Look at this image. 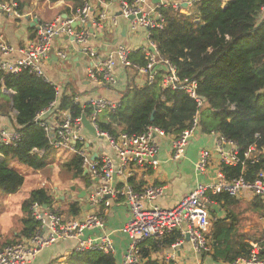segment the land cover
I'll return each mask as SVG.
<instances>
[{"label": "built area", "instance_id": "2783aa9c", "mask_svg": "<svg viewBox=\"0 0 264 264\" xmlns=\"http://www.w3.org/2000/svg\"><path fill=\"white\" fill-rule=\"evenodd\" d=\"M118 1L122 15L131 21L132 29L136 31L142 27L147 30V43L140 49H131L121 44L107 55H100L90 45V32L92 31H90L89 24L100 30L110 16L106 10H103L96 18H93V7L90 2L85 1L77 9L74 17L70 19L58 17L40 24L36 38L24 46L18 47L10 44L0 31V71L17 74L28 70L50 82L44 67L53 49L54 40L59 36L70 38L77 50H81L90 57L86 74L92 81L103 86L114 87L118 84L116 75L118 67L124 69L133 67L140 73H144L148 84L153 83L158 74L163 71L162 84L165 88L186 93L198 105V112L190 127L180 136H173L171 159L178 161L184 157L190 139L201 128L199 113L205 102L199 95L197 80L181 79L178 76L177 67L162 57L156 42L151 39L150 35L152 30L162 29L165 26L166 20L161 8L170 7L174 11L187 13L190 8L202 0H160L157 3L152 0H135L132 4L125 0ZM4 15L8 17L20 15L19 4L16 0H0V27ZM131 16L134 18L130 19ZM263 19L264 6L259 17V20ZM111 20L117 24V20ZM76 22L81 28L74 26ZM136 51H141L145 56L146 65L144 67L131 61L130 56ZM57 54L61 59L67 57V52L64 50L58 51ZM55 87L57 89L56 100L47 109L37 114L35 122L44 130L53 153L64 151L81 158L84 175L94 183L91 190L87 192V198L96 208L82 218L67 219L62 212L52 206L49 207L39 202L33 203L31 213L39 222L37 230L30 237L1 248L0 264H31L42 250L61 239L76 240L77 245L74 250L89 249L113 253L115 249L113 240L105 231L107 211L104 208L107 209L112 205L111 198L119 196L125 199L131 215L122 229L129 237V245L121 264H148V261L142 257L141 244L149 238L161 240L173 232L181 234L174 247L183 244L188 235L197 254H210L213 249L210 236L213 223L211 208L215 203L212 197L217 194L227 193L238 198L244 191H249L254 197L260 198L264 206V161L261 162L257 177L253 182L247 181L244 176L228 180L223 170H219L216 181L198 182L192 191L181 198L174 207L159 206L156 201L165 194L164 186L151 183L149 186L136 189L135 185L131 184V179L136 178L138 173H145L151 169L156 170L160 166L158 138L167 137L166 131L158 126H148L141 133L121 132L113 136L104 132L99 128L98 116L104 111L116 109L120 103L104 97H92L84 104L93 109V115L88 119L97 131L95 136L106 141L115 153L116 158H114L91 143L86 134L87 129L83 124L82 116L72 117L68 111L59 109L63 92L57 86ZM75 101H80L79 96L75 98ZM56 113L61 115L53 122L52 116ZM20 139L21 133L17 129L0 127V146L16 145ZM226 145H230L229 150L225 149ZM217 150L222 166L241 164L245 168L247 159H251L253 163L260 161V154L255 146L248 148L243 158L238 146L220 135H218ZM94 153L97 154L95 160H93ZM211 158L210 150L200 151L195 163L197 175H203L207 171ZM101 205L104 208H99ZM262 220L264 221V216ZM91 228L100 230V235L85 237V231ZM249 245V256L239 258L235 263L264 264V236L259 240L249 241ZM174 259L173 254L167 257L168 261Z\"/></svg>", "mask_w": 264, "mask_h": 264}, {"label": "trees", "instance_id": "16d2710c", "mask_svg": "<svg viewBox=\"0 0 264 264\" xmlns=\"http://www.w3.org/2000/svg\"><path fill=\"white\" fill-rule=\"evenodd\" d=\"M70 1L76 8L85 3V0ZM125 1L132 4L135 0ZM263 6L264 0H202L187 13L174 11L170 7L161 8L165 26L152 30L150 35L162 57L177 67L181 79L197 80L199 95L205 102L199 113L202 131L216 133L234 142L243 158L244 152L251 146L258 149L260 161L257 163L247 159L245 168L241 164L222 166L228 180L244 176L247 181L253 182L264 161V19L259 20ZM130 59L140 67L146 65L141 51L132 53ZM162 79L163 71L151 84H129L120 106L102 113L98 121L99 128L117 136L121 132L141 133L148 126H158L168 135L180 136L190 127L198 112V105L186 93L165 88ZM4 85L14 94L3 92ZM79 94L74 89L64 92L59 109L68 111L72 117L83 114L92 117L91 107L75 101ZM56 98L55 85L28 70L17 74L0 71V105L4 101L6 108L16 110L15 129L21 133L16 145L0 146V152L4 155L0 162V189L4 193L14 194L25 183L24 174L13 168L11 161L33 170H43L54 158L53 149L44 130L36 124L35 117ZM61 171L72 173V178L83 179L86 186L89 184L78 156L62 163ZM131 184H135L134 179H131ZM212 198L228 214L218 216L212 223L211 257L215 261L228 263L247 258L250 253L249 238H246V233L238 231V216L231 209L237 205L236 199L227 193ZM35 202L51 207V191L46 187L31 190L22 204L24 216L20 236L30 237L38 228L39 222L31 213V206ZM262 205L257 200L255 207L261 210ZM69 206L70 215L79 214V201H73ZM166 237L157 243L171 246L181 234L173 232ZM4 246L0 245V249ZM141 253L142 257L148 256L147 249L143 247ZM48 264L118 262L112 252L84 249L73 250L63 262L58 257ZM148 264L176 263L174 260L149 258Z\"/></svg>", "mask_w": 264, "mask_h": 264}, {"label": "crops", "instance_id": "0c3cea01", "mask_svg": "<svg viewBox=\"0 0 264 264\" xmlns=\"http://www.w3.org/2000/svg\"><path fill=\"white\" fill-rule=\"evenodd\" d=\"M85 1L90 2L93 7V18H96L103 10H106L110 16V19L105 22L102 29L98 30L94 26L93 31L90 29V31L93 32H90V45L95 48L100 55H107L121 44L131 49H140L147 43V30L142 27L136 31L132 29L131 21L122 15L121 5L118 0L105 2L100 0ZM17 3L19 4L20 15L9 17L4 15L0 31L5 35L6 40L10 44L18 47L24 46L25 44H28L29 41L36 38L40 24L55 20L58 17L70 19L74 17L79 8L74 7L73 2L70 0H60L57 2H51L49 0H17ZM111 19L117 20V24H114ZM77 27L81 28L80 25H77ZM61 50L67 52V57L65 59H61L57 54L58 51ZM89 62L90 57L81 50H77L70 38L67 36H59L54 40L53 49L50 57L45 62L44 69L49 81L61 89L63 93L71 89L79 92L80 94L78 96L80 102L83 104H86L92 97H104L111 101H119L121 104L122 95L129 84H136L137 86L147 84V77L144 73H140L133 67L125 69L118 67L116 69L118 84L114 87L103 86L92 81L87 76L86 67ZM2 90L10 95L14 94L13 91L7 90L5 85ZM2 103L3 105H0V127L14 130L16 110L11 108L8 109L6 108L5 102L2 101ZM60 115L61 114L59 113L53 115V122H55ZM87 133L93 135L88 130L86 131V134ZM88 138L91 143L99 147L100 150H103L116 158L115 153L107 145L105 140L96 136V139L90 136H88ZM217 140L218 134L203 132L202 128H200L190 139L184 157L178 161H173L171 159L173 135L158 138V157L160 159V166L156 170L151 169L145 173H138L136 178H134L136 189H141L143 186H149L151 183L164 186L165 194L160 197L156 203L165 208L174 207L181 198L185 197L192 191L198 182L211 183L217 180V172L222 170L220 155L217 150ZM202 149L210 150L212 152V158L207 171L199 176L195 171V163ZM225 149L229 150L230 145H226ZM3 159L4 155L0 153V162ZM86 182L89 183L87 186L83 180L85 187H79L76 190L78 198L75 201H79L81 207L79 214L67 217L82 218L96 208L91 205L87 198V192L91 190L94 183L91 182L90 178H88ZM73 187L75 186H72L71 189L72 191H75L76 187L74 189ZM33 189H25V187H23L14 194H3L1 196L0 245L6 246L10 244L9 242L12 243L14 240L22 241L27 238L26 236H20V232L23 229L22 219L24 216L22 204ZM82 191H85L86 193L83 198L80 197ZM55 196V194H52V207H62V200L65 197L59 194L57 195L58 197ZM71 197H74L72 193L68 196V199L70 200ZM234 199H236L237 205H244V208H248V211L257 210L255 207L257 200L259 202L261 201L263 204V201L260 198L254 197L249 191H244L240 197H234ZM111 203L112 205L107 209L102 205L99 208H104V210L107 211L105 213V231L110 234L113 240L115 246L113 253L118 264H121L129 245V237L122 229L130 219L131 215L129 207L122 196L111 198ZM220 209L219 204L215 201L212 205L211 212L216 210L217 217H224L225 212ZM261 210L262 214L259 218L262 222L263 228V205ZM62 214L64 215L63 212ZM85 234V237L89 235L99 236L100 230L91 228L86 230ZM263 236L264 233H262L260 238ZM166 238L167 237H164L161 240H155L153 238L146 239L144 243L141 244V247L147 249L148 256L143 258L147 261L149 258L159 260L164 259L168 261L167 257L170 254H173L175 256L174 262L176 264H236L215 261L210 254H197L194 251L192 243L187 239L183 241V244L177 247H174V244L171 246H160L157 243V241H163ZM257 238L258 237L253 239ZM249 241H252L251 238L248 242ZM76 245V240L61 239L52 246L42 250L31 264H48L50 261L58 257L60 258V261H63L67 254L75 249Z\"/></svg>", "mask_w": 264, "mask_h": 264}, {"label": "rangeland", "instance_id": "374dc122", "mask_svg": "<svg viewBox=\"0 0 264 264\" xmlns=\"http://www.w3.org/2000/svg\"><path fill=\"white\" fill-rule=\"evenodd\" d=\"M103 114L99 115V118ZM88 134V133H87ZM88 136L95 138L94 135L88 134ZM96 139V138H95ZM100 140V139H97ZM102 140H104L102 138ZM55 158L52 159L49 165L43 170H33L27 166L20 164L17 161H11V166L15 168L17 171H20L25 176V183L21 187H25V189H33L39 187H46L48 188L52 194L56 196L59 194L64 196L65 198L62 200V207L58 208V211L64 213V217L69 219L67 216L71 213L69 212V202H73L77 200V189L79 187L84 188L85 184L83 183V179L81 178H72V173H68L66 171H61V165L64 161L71 160L74 155L64 151H54ZM75 186V191H72L71 187ZM20 188V189H21ZM73 194L74 197L68 199L70 194ZM4 193L0 189V204H1V196ZM55 196V197H56ZM58 197V196H57ZM55 208V207H54ZM235 214H237V227L239 232H244L247 234L246 238H251V240H258L264 230L262 228V222L260 221V216L262 214V210H255V211H248V208L245 209L244 205H236L235 207L231 208ZM225 216L228 214L226 210H224ZM211 216L213 218V222L217 217L216 210L211 212ZM223 216V215H222ZM261 222V224H260ZM257 239H253L256 238Z\"/></svg>", "mask_w": 264, "mask_h": 264}, {"label": "water", "instance_id": "95a60500", "mask_svg": "<svg viewBox=\"0 0 264 264\" xmlns=\"http://www.w3.org/2000/svg\"><path fill=\"white\" fill-rule=\"evenodd\" d=\"M152 1H153L154 3H157V2H159L160 0H152ZM184 7H186V3H184ZM133 18H134L133 16L130 17V19H133ZM77 25H78L77 22L74 23V26H77ZM89 27H90V29L93 31V27H92L91 24H89ZM153 118H154V114H152V116H151V119H152V120H153ZM82 121H83V124H84L85 128H86L90 133H92L93 135H97V131H96V129H95L94 126L91 124L90 120L88 119V117H87L85 114L82 115ZM96 157H97V154L95 153V154L93 155V160H95ZM85 174H86V171H85ZM74 188H75V187H73V189H74ZM84 194H86L85 191H82V193L80 194V197L83 198V197H84ZM208 205H209V207H211L210 204H208ZM186 239L189 240V236H188V235L186 236Z\"/></svg>", "mask_w": 264, "mask_h": 264}]
</instances>
